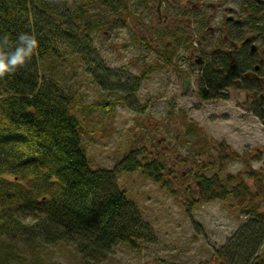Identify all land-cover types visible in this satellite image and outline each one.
<instances>
[{"label":"rangeland","instance_id":"obj_1","mask_svg":"<svg viewBox=\"0 0 264 264\" xmlns=\"http://www.w3.org/2000/svg\"><path fill=\"white\" fill-rule=\"evenodd\" d=\"M124 2L130 15L122 13V22L118 15L100 12L104 27L91 35V58L72 56L56 63L50 72L73 97L72 112L81 123V144L92 169H113L132 148H144L148 160L151 154L161 155L169 184L174 187V194L170 193L139 171L117 178L119 189L153 229V239L140 243L137 249L116 245L100 264H231L236 261L235 252L230 249L227 259L220 258L218 251L227 244L231 248L242 226L252 219L236 209L231 197L198 201L202 185L198 187L196 182L202 175L217 174L220 179L240 175L254 191L256 183L248 175L255 171L253 176L257 181L261 177L264 186V125L254 114L260 93L224 82L216 91L218 98H213L216 92L201 87L199 79L212 66L220 71L211 51L228 30L223 8L230 5L237 10L236 17H241L247 0H190L187 10L170 5L167 12L174 18H168L164 25L144 0ZM199 2L201 6L191 12L192 5ZM95 3L89 7L93 14L105 9L99 0ZM207 4H216L217 10L207 8ZM209 28L213 34L208 33ZM231 28L229 32H234ZM150 36L161 39L156 41L159 51L155 55L140 43ZM174 38L184 40V50L175 46L172 63L162 65L158 55L169 54L165 44ZM196 46L204 59L200 65L188 55V49ZM97 64L108 74L95 79L92 70ZM144 70L149 74L142 77L134 92L135 77ZM177 73L189 80L186 87ZM202 89L210 93L208 99L198 96ZM220 142L239 158L221 165L216 158ZM230 184L235 185V180ZM191 196L198 203L187 211L186 200ZM257 201L263 204L264 192ZM13 247L16 256L11 264H79L75 251L61 245L46 247L21 238ZM254 257L247 264H253ZM259 261L264 264V254Z\"/></svg>","mask_w":264,"mask_h":264},{"label":"trees","instance_id":"obj_2","mask_svg":"<svg viewBox=\"0 0 264 264\" xmlns=\"http://www.w3.org/2000/svg\"><path fill=\"white\" fill-rule=\"evenodd\" d=\"M95 2L0 0V36L9 34L15 40L20 32H28L39 41L25 66L0 79V264H11L16 256L14 242L21 238L46 247L70 248L79 264H100L119 244L137 249L140 243L153 239V229L143 221L137 205L119 189L117 178L139 171L168 192L174 191L161 155L151 154L148 160L144 148H132L113 169H92L81 144V123L72 112L73 97L50 74L56 63L72 56L91 58V35L104 27L100 12L118 15L121 22L122 13L130 15L124 0H102L99 4L105 9L101 7L93 14L89 7L98 4ZM243 6L248 19L259 22L264 32V0H247ZM247 56H237L236 70L231 59L215 57L216 65L224 71L212 66L202 74L199 84L210 93L224 82L237 86L236 73L250 66ZM92 72L95 79L108 74L100 64ZM148 74L144 70L135 77L134 92ZM216 93L212 94L218 98ZM203 95L208 97L200 90L199 96ZM218 144L216 158L221 165L239 158L224 142ZM253 172L248 176L256 183L254 191L240 175L228 174L224 179L217 174L202 175L200 180L198 201L231 197L236 209L252 219L242 226L231 248L227 244L218 251L220 258L227 259L230 249L235 252L236 261L231 264H247L253 256L259 260L264 254V202L257 201L264 186ZM233 180L235 185L230 184ZM198 201L189 197L186 210Z\"/></svg>","mask_w":264,"mask_h":264},{"label":"flooded vegetation","instance_id":"obj_3","mask_svg":"<svg viewBox=\"0 0 264 264\" xmlns=\"http://www.w3.org/2000/svg\"><path fill=\"white\" fill-rule=\"evenodd\" d=\"M189 2L190 0H145V3L147 4L149 11L155 12L154 15H156L158 20L163 25L167 23L168 18H174V16H171V14H168L167 12L169 11L167 8L170 5L171 6L175 5L176 8L178 7L183 10L184 9L187 10L186 7ZM200 6H201V2H199L197 5L193 4L191 7V12L196 11V9H198ZM210 7L214 10H217L216 4H211V5L207 4V8ZM243 9H245V6H242L240 10L242 16L236 17L237 10H235L233 7H230V5H228L223 8V12H226L225 22L228 30L227 32H225V34L221 36L220 40L219 39L217 40L219 41L217 42V44H213L214 50L212 49L211 54H216V58L225 56L229 62L231 59L233 70H236L237 68V63H238L237 62L238 60L236 59L237 56L246 55V54L249 55L247 57L250 60L249 61L250 66L247 67V69H245L244 71L240 73H236L238 76L236 78L237 79L236 84L238 87H242L245 90H248L250 88L253 89L254 92L252 93L254 94H256L257 91L260 93L257 101L255 102L256 109L254 111L255 112L254 114H256V116L259 118L261 123L264 125V32L263 30H261L260 23L257 21L253 23V21L249 20L246 14L244 13ZM209 19H211V17ZM236 21H240V22L237 23ZM252 23L254 24V27H252ZM230 27H232L231 29L235 31L229 32ZM208 30H209L208 32L209 34H213L212 33L213 30H211V28H209ZM244 32H247L245 36L243 35ZM250 36L253 37V40H251V42H245V40ZM145 40H147L148 42L147 44H145ZM145 40H142L140 42L141 46L146 50L153 51L155 55V52L159 51L157 46L158 42L156 41H160L161 39H157L153 36L152 37L150 36L149 38H145ZM174 40L175 41L166 42L165 44L166 51L169 54L162 53L161 55H158L162 65L166 66L172 63L173 60L171 55L174 56L175 54V50H176L175 46L176 47L178 46L177 50L181 48L184 50L183 48L184 40H182V38H178V39L174 38ZM201 43H202L201 41H198V44ZM225 44H227V50L224 49ZM252 47L255 48L254 51H251ZM188 52H189L188 55H190V57L193 59L196 65L198 64L200 65L204 62L203 57L198 54L202 52L200 47L196 46L194 49H188ZM198 58L200 59V63L197 62ZM214 62L216 61L214 60ZM220 71L223 72L224 70L220 68ZM228 71L230 73V70ZM245 74H248V77H245L244 76ZM181 75L182 74L177 73V77L183 79L185 85L186 84L188 85L189 80L183 78ZM227 76L228 75L225 74V78H227ZM228 83H230V81H228ZM246 84H249L250 87L248 88ZM202 90L204 91V89ZM209 94L207 93L206 96H208ZM212 97L216 98L214 94H212ZM200 98L204 99L206 97L204 96L203 98L200 96ZM208 98L209 96L206 99ZM259 264L262 263L259 262Z\"/></svg>","mask_w":264,"mask_h":264},{"label":"clouds","instance_id":"obj_4","mask_svg":"<svg viewBox=\"0 0 264 264\" xmlns=\"http://www.w3.org/2000/svg\"><path fill=\"white\" fill-rule=\"evenodd\" d=\"M39 45L34 34L20 32L15 40L9 34L0 36V79L16 73L25 66Z\"/></svg>","mask_w":264,"mask_h":264},{"label":"water","instance_id":"obj_5","mask_svg":"<svg viewBox=\"0 0 264 264\" xmlns=\"http://www.w3.org/2000/svg\"><path fill=\"white\" fill-rule=\"evenodd\" d=\"M236 22L239 23L240 21H236ZM251 40H253V37H252V36L248 37V38L245 40V42H251ZM254 49H255V48L252 47L251 51H254ZM197 62L200 63V59H199V58L197 59ZM244 76H245V77H248V74H245ZM185 87H186V86H185ZM198 185L200 186V183H198ZM254 264H258V262L255 261Z\"/></svg>","mask_w":264,"mask_h":264}]
</instances>
